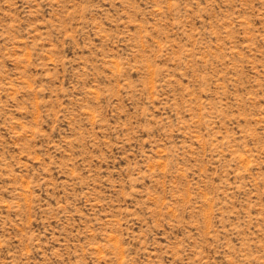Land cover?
<instances>
[{
  "label": "rangeland",
  "instance_id": "rangeland-1",
  "mask_svg": "<svg viewBox=\"0 0 264 264\" xmlns=\"http://www.w3.org/2000/svg\"><path fill=\"white\" fill-rule=\"evenodd\" d=\"M0 264H264V0H0Z\"/></svg>",
  "mask_w": 264,
  "mask_h": 264
}]
</instances>
